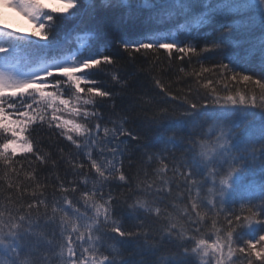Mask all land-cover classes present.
<instances>
[{
    "label": "snow or ice",
    "instance_id": "6c2138e0",
    "mask_svg": "<svg viewBox=\"0 0 264 264\" xmlns=\"http://www.w3.org/2000/svg\"><path fill=\"white\" fill-rule=\"evenodd\" d=\"M59 3L0 0V264H264V0Z\"/></svg>",
    "mask_w": 264,
    "mask_h": 264
},
{
    "label": "trees",
    "instance_id": "16d2710c",
    "mask_svg": "<svg viewBox=\"0 0 264 264\" xmlns=\"http://www.w3.org/2000/svg\"><path fill=\"white\" fill-rule=\"evenodd\" d=\"M35 31V30H33ZM32 32V31H31ZM138 33H131L130 35L136 36ZM200 43H203V39L200 40ZM209 56L208 61L206 63L210 64L214 62L216 57L213 54H207ZM155 57L151 54L138 55L134 61L123 60L121 61L123 67V71L125 73H132L133 76L130 78V82L132 84L131 92H134L136 96H140L141 94L145 95V99L150 97H155L156 101H160L162 96L156 95L159 92L158 89L154 87L152 77L156 76L164 80L165 82H171L173 85V90H178L180 88H187L188 81L191 78L180 79L177 80L178 77H181L182 74L179 73V67L184 66L186 70H190L186 62H181L179 60L168 61L166 54L161 53L159 55V62H155ZM192 87H196L193 83ZM242 87V86H241ZM134 102L131 96H125L123 99L118 98L116 103L118 106H123L127 108L129 104ZM157 105H153L152 109L148 112V115L151 114L152 110H155ZM137 115L143 116L144 114L137 109ZM139 123V121H137ZM130 127H135V125H129ZM49 134L46 130H37V139L43 141V146L52 152L53 156L57 155L55 145L57 144V140L55 137L51 139L48 138ZM51 146V147H50ZM127 169V163H126ZM129 172L134 171V169L128 170ZM0 195H7V193H3Z\"/></svg>",
    "mask_w": 264,
    "mask_h": 264
},
{
    "label": "rangeland",
    "instance_id": "374dc122",
    "mask_svg": "<svg viewBox=\"0 0 264 264\" xmlns=\"http://www.w3.org/2000/svg\"><path fill=\"white\" fill-rule=\"evenodd\" d=\"M49 7H60L59 0H42ZM0 22L9 25L11 28L21 33H30L35 30L32 22L26 17L20 15L12 8L0 5Z\"/></svg>",
    "mask_w": 264,
    "mask_h": 264
}]
</instances>
